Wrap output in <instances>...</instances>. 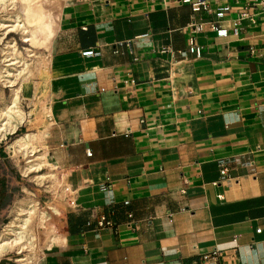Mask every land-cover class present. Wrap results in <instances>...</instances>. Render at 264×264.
Wrapping results in <instances>:
<instances>
[{"label": "crops", "instance_id": "1", "mask_svg": "<svg viewBox=\"0 0 264 264\" xmlns=\"http://www.w3.org/2000/svg\"><path fill=\"white\" fill-rule=\"evenodd\" d=\"M64 1L41 150L71 189L36 264H264L263 21L218 37L181 0Z\"/></svg>", "mask_w": 264, "mask_h": 264}, {"label": "bare ground", "instance_id": "2", "mask_svg": "<svg viewBox=\"0 0 264 264\" xmlns=\"http://www.w3.org/2000/svg\"><path fill=\"white\" fill-rule=\"evenodd\" d=\"M64 5V0H0V142L31 121L32 113L23 105V90L35 74L43 73L50 56L29 44H47L60 26ZM6 88L10 89L9 96ZM47 135L48 129L28 131L7 143V149L16 157L24 176L46 191L66 196L71 187L58 176L48 150H41L46 146ZM24 191L31 193L26 187ZM27 196L16 200L9 220L0 226V262L6 258L19 264H36L46 250L65 242L56 228L46 222L47 211L40 208L37 199ZM51 209L60 214L56 207ZM36 223L44 234L42 254L38 250Z\"/></svg>", "mask_w": 264, "mask_h": 264}, {"label": "rangeland", "instance_id": "3", "mask_svg": "<svg viewBox=\"0 0 264 264\" xmlns=\"http://www.w3.org/2000/svg\"><path fill=\"white\" fill-rule=\"evenodd\" d=\"M15 37L19 38L18 36H15ZM51 38H52V36L50 37V39L48 38L49 42L51 41ZM19 45H20V47L24 46L21 41H19ZM29 46L31 48L35 49L36 51H39V52L45 53V54H47L45 50L46 49L48 50V48H49L47 45L37 47V45H34L32 43H30ZM47 67L48 66H46L44 68L43 73L35 74L31 78V81L29 80V83L33 82L34 85L37 82L35 85V91H36L35 96H33L32 90H29L31 87V86H29V83H27V85H25L24 90H23L24 97H25V99L27 98L26 100L24 99L23 105H24V108L26 111L32 113V116H33L32 122H26L23 126L19 127V129L17 130L16 133L8 135V137L6 139H4L2 142H0V152L2 151V153L5 154V157L0 159V164L3 166L4 171H6L8 174V177L10 179L9 183H10L11 187L16 189L14 191V193L12 194V196L10 197V199L8 201V205L5 207L4 212H3L2 216L0 217V220H1L0 226L4 222L9 220L10 211L13 208L16 200L18 198H22L24 196H27L26 194H28L27 197H34L35 200L37 199L40 208L42 210L47 211L46 222H48V225H53L55 227V225H54L55 221L53 219V216L54 215L55 216L61 215V210H62L61 202L67 196V195L62 196L59 194L55 195L54 192L46 191L45 190L46 188L37 184V182L32 180L30 177H25V176L21 177L22 172L20 170L19 162H16L17 161L16 157L7 149V145H6L7 143L12 142L14 140V138H16L18 135H21V134L26 133L28 131L38 132V131H41L43 129H49L47 126L41 127L44 123H46L45 120H46V115H47V107H46V103H45L46 102L45 94L43 91H41V89H39L40 86L42 85V81L46 77ZM37 79H39V80H37ZM5 91H6V95L9 96L11 93L10 89L6 88ZM33 109H34V111H33ZM25 187L29 191L31 190V193H26L24 191ZM51 207H56L60 211V214H58L53 209H51ZM35 228L39 234L38 235V244H39L38 250L42 254L43 252L41 250H43V247H44L43 246L44 245V234L42 232H40V230L43 231V229L38 228L37 223L35 225ZM15 256H16L15 254H12V257H15ZM0 263L19 264V263H16L14 261H9L6 258L4 260H2Z\"/></svg>", "mask_w": 264, "mask_h": 264}, {"label": "built area", "instance_id": "4", "mask_svg": "<svg viewBox=\"0 0 264 264\" xmlns=\"http://www.w3.org/2000/svg\"><path fill=\"white\" fill-rule=\"evenodd\" d=\"M181 1L182 3L189 4L191 7L192 13L187 28L192 32L203 31L205 27H208L211 31H214L218 37H227L229 34L240 36L244 21L256 24L261 20L263 21L264 27V0H235L239 6L236 11V16L233 18L228 17L233 9V6L228 2L220 3L219 0ZM198 13H205L206 19H198L196 16ZM225 22H229V25L226 26L224 24ZM188 53L195 55L196 58L202 57L203 47L194 41V37L191 38ZM81 55L87 58L98 57L101 56V51L96 48H89L83 50ZM220 174L221 180L231 178L229 170L225 166L221 167ZM108 181L109 179L106 181L103 189L107 187L106 184ZM219 197L223 198L222 195H219ZM98 226L100 228L108 227L110 226V222L102 220L98 223ZM257 232H261V228H258Z\"/></svg>", "mask_w": 264, "mask_h": 264}, {"label": "trees", "instance_id": "5", "mask_svg": "<svg viewBox=\"0 0 264 264\" xmlns=\"http://www.w3.org/2000/svg\"><path fill=\"white\" fill-rule=\"evenodd\" d=\"M9 177L3 166L0 164V213L4 207L8 205L10 199L9 190Z\"/></svg>", "mask_w": 264, "mask_h": 264}]
</instances>
